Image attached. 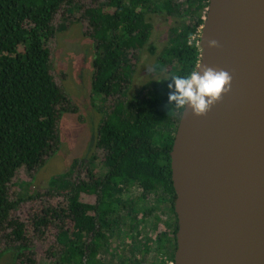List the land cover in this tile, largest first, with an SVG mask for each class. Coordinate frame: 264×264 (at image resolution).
I'll return each instance as SVG.
<instances>
[{"label":"trees","instance_id":"trees-1","mask_svg":"<svg viewBox=\"0 0 264 264\" xmlns=\"http://www.w3.org/2000/svg\"><path fill=\"white\" fill-rule=\"evenodd\" d=\"M209 1L186 0L191 20L173 30L172 44L154 64L156 73L168 66V76L198 70ZM174 2L106 0L83 10L86 35L97 48L93 89L113 101L99 128L97 165L84 176L78 174L66 199L22 218L14 215L24 200L13 195L19 172L39 169L59 150L63 115L77 110L51 71L49 46L58 27L67 26L63 17L59 26L55 24L57 13L73 0H0V233L5 232L8 243L28 249L34 235L44 237L57 230L67 240L61 251H51L60 256V264H97L104 242L116 228L123 199L137 193L136 202H141L162 189L172 198L176 215L165 237L176 249L179 225L171 151L183 109L167 106L168 80L152 81L154 87L139 95L129 113L122 96L152 36L147 11L172 13ZM17 255L21 264H38L31 254Z\"/></svg>","mask_w":264,"mask_h":264},{"label":"water","instance_id":"water-1","mask_svg":"<svg viewBox=\"0 0 264 264\" xmlns=\"http://www.w3.org/2000/svg\"><path fill=\"white\" fill-rule=\"evenodd\" d=\"M204 19L198 70L224 69L232 81L206 114L186 107L180 117L171 151L175 264H264V166L209 168L234 127L264 126V0H210Z\"/></svg>","mask_w":264,"mask_h":264},{"label":"rangeland","instance_id":"rangeland-1","mask_svg":"<svg viewBox=\"0 0 264 264\" xmlns=\"http://www.w3.org/2000/svg\"><path fill=\"white\" fill-rule=\"evenodd\" d=\"M105 2L73 0L72 5L65 4L57 13L55 24L59 26L63 17L67 26L58 27L49 43L51 71L59 85L67 90L77 110L63 115L59 150L39 169L19 172L13 195L24 200L14 212L15 216L29 218L42 205L66 199L78 174L84 176L88 168L97 165L99 128L113 101L106 100L93 89V61L97 48L95 41L86 35L87 20L82 12ZM174 3L177 7L172 13L165 9L146 13L153 25L152 36L137 62L130 89L122 93L127 113L143 91L154 87L150 85L152 81L169 75L170 66L158 74L154 64L172 44L173 30L183 28L191 20L186 0ZM135 198L137 193L123 199L124 204L115 216L116 228L104 242L97 264H160L166 257L175 255L174 241L171 248V239L165 237L176 218L170 206L172 198L165 196L162 189L147 200L136 202ZM4 233H0V264H21L19 252L33 255L38 264H60V256H53L51 251H61L67 240L64 235H57V230L44 237L34 235L28 249L18 243H8ZM161 246L166 250H160Z\"/></svg>","mask_w":264,"mask_h":264},{"label":"clouds","instance_id":"clouds-1","mask_svg":"<svg viewBox=\"0 0 264 264\" xmlns=\"http://www.w3.org/2000/svg\"><path fill=\"white\" fill-rule=\"evenodd\" d=\"M210 47H218L215 39L208 41ZM168 80L167 106L178 109L191 107L196 115L206 114L222 94L231 88L232 76L224 69L204 66L181 75H165L162 80Z\"/></svg>","mask_w":264,"mask_h":264},{"label":"bare ground","instance_id":"bare-ground-1","mask_svg":"<svg viewBox=\"0 0 264 264\" xmlns=\"http://www.w3.org/2000/svg\"><path fill=\"white\" fill-rule=\"evenodd\" d=\"M238 165L264 166L263 125H251L248 129L245 125L234 127L226 141L210 155L209 168L215 175H224Z\"/></svg>","mask_w":264,"mask_h":264},{"label":"built area","instance_id":"built-area-1","mask_svg":"<svg viewBox=\"0 0 264 264\" xmlns=\"http://www.w3.org/2000/svg\"><path fill=\"white\" fill-rule=\"evenodd\" d=\"M160 264H175V258L172 257V258H168L166 257L165 260L162 261V263Z\"/></svg>","mask_w":264,"mask_h":264}]
</instances>
